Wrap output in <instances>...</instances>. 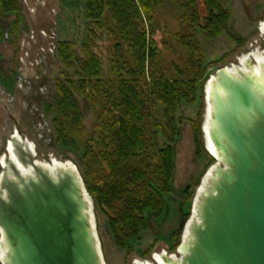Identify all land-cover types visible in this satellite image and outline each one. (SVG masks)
<instances>
[{
  "label": "trees",
  "instance_id": "obj_1",
  "mask_svg": "<svg viewBox=\"0 0 264 264\" xmlns=\"http://www.w3.org/2000/svg\"><path fill=\"white\" fill-rule=\"evenodd\" d=\"M81 1L89 25L87 42L81 54L75 43H59L60 63L73 73L57 84L54 104L46 105L57 142L82 151L86 188L108 217L118 246L125 249L141 239L149 215L158 219L164 214L172 193L181 112L198 100L206 71L199 36L209 40L227 31L230 0ZM169 2L181 13L175 38L188 61L186 71L175 67L176 78L162 66L155 41L157 16ZM0 13L21 15L22 0H0ZM97 32L101 41L106 35L113 40L111 78L91 49ZM81 97L91 104L92 133L85 127ZM182 213L178 239L188 217Z\"/></svg>",
  "mask_w": 264,
  "mask_h": 264
},
{
  "label": "rangeland",
  "instance_id": "obj_2",
  "mask_svg": "<svg viewBox=\"0 0 264 264\" xmlns=\"http://www.w3.org/2000/svg\"><path fill=\"white\" fill-rule=\"evenodd\" d=\"M227 7L231 13L227 31L209 40L199 36L206 71L200 80L198 100L181 112V137L174 145L172 193L166 198L164 214L158 219L149 215L148 228L142 232L141 239L123 249L114 238L108 217L86 188L93 203L94 223L105 264H156L155 255L165 253L172 259H181L179 250L193 217L196 198L216 164L206 150L204 135L207 84L222 68L241 69L240 61L244 57H264V0H230ZM180 15L179 7L169 2L156 19L155 41L162 66L175 78V67L184 71L188 68L186 52L178 48L175 38L180 33ZM201 16L205 18L207 13L202 10ZM88 26L81 0H22L21 15L0 13V178L4 159L9 156L8 146L17 134L19 139L34 146L39 163L73 164L85 184L83 153L57 142L47 105L54 104L57 84L66 80L65 75L73 73L60 63L59 43H75V50L81 54L80 48L87 42ZM97 35L98 39L90 44L91 49L111 78L109 60L114 53L113 40L106 35L101 41V32ZM79 102L85 115V127L92 133L91 104L84 97L79 98ZM182 210L188 217L178 239ZM0 264H3L1 249Z\"/></svg>",
  "mask_w": 264,
  "mask_h": 264
},
{
  "label": "water",
  "instance_id": "obj_3",
  "mask_svg": "<svg viewBox=\"0 0 264 264\" xmlns=\"http://www.w3.org/2000/svg\"><path fill=\"white\" fill-rule=\"evenodd\" d=\"M252 63L247 73L222 68L207 84L204 135L216 164L181 259L164 254L166 264H264V71L257 77ZM11 143L15 161L5 157L0 178L2 263L105 264L76 166L45 167L27 140Z\"/></svg>",
  "mask_w": 264,
  "mask_h": 264
},
{
  "label": "bare ground",
  "instance_id": "obj_4",
  "mask_svg": "<svg viewBox=\"0 0 264 264\" xmlns=\"http://www.w3.org/2000/svg\"><path fill=\"white\" fill-rule=\"evenodd\" d=\"M263 31H264V29H263ZM249 61H253L254 63H255V65L257 66L255 69H257V70H255V73H256V75H257V77H259V78H261L262 77V73H263V71H264V57H257V56H252V55H249V56H247V57H244V58H242L241 59V64H240V68L241 69H243V71L245 72V73H247V72H250V70L248 69V67H247V65H246V63L247 62H249ZM234 70H237V68H235V69H233L232 71L234 72ZM19 138H21V137H19ZM32 146V148L34 149V146L33 145H31ZM208 146H209V144H208ZM210 149H212L211 147H210ZM35 150V149H34ZM8 152H9V156L11 157V159L13 160V161H15V155H14V152H13V145H12V143L10 142V144H9V146H8ZM8 156V157H9ZM43 165H45V167H50V166H53V165H55V167L56 166H60V167H66L67 165H70V163H67V164H61V163H57V162H53V165H48V164H43ZM26 174H28V173H30V170H26V172H25ZM212 175H213V169H211L210 170V172H209V174H208V176L206 177V179L204 180V183H203V186L200 188V190H199V194H198V197H201L202 195H203V193L206 191V189H207V187H208V185H209V182H210V179L212 178ZM197 202H198V200H197ZM196 202V203H197ZM197 211H196V209L193 211V217H192V222L194 221V220H197ZM188 238H189V231L187 232V235L185 236V238H184V240H185V242H187L188 241ZM0 245H2V247H3V249H1V257H2V259H3V256H4V254H5V250H4V239L2 238L1 240H0ZM166 254V253H165ZM164 255V254H163ZM163 255H155V258H154V260H155V263L156 264H166L165 262H164V260H163ZM175 260H178V259H176V258H174Z\"/></svg>",
  "mask_w": 264,
  "mask_h": 264
},
{
  "label": "flooded vegetation",
  "instance_id": "obj_5",
  "mask_svg": "<svg viewBox=\"0 0 264 264\" xmlns=\"http://www.w3.org/2000/svg\"><path fill=\"white\" fill-rule=\"evenodd\" d=\"M155 261V260H154Z\"/></svg>",
  "mask_w": 264,
  "mask_h": 264
}]
</instances>
